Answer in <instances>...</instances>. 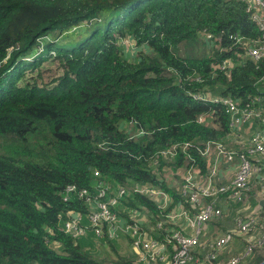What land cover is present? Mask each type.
Segmentation results:
<instances>
[{"label":"trees","instance_id":"1","mask_svg":"<svg viewBox=\"0 0 264 264\" xmlns=\"http://www.w3.org/2000/svg\"><path fill=\"white\" fill-rule=\"evenodd\" d=\"M86 31L74 46L60 42ZM204 31L210 51L181 49ZM260 37L243 0H0V138L18 152H0V264H147L118 252L107 234L73 235L64 222L69 212L88 215L98 180L110 185L105 197L137 182L167 193V209L128 188L117 216L132 222L131 212H147L146 229L166 242L184 220L160 219L190 208L168 173L185 153L205 173L200 149L234 132L222 101L193 94L259 103L264 60L245 50ZM225 59L231 63L221 68ZM128 124L143 132L132 136ZM173 144L175 161L162 154ZM236 238L235 254L244 247ZM105 245L115 258L100 256ZM236 264H264V256L253 251Z\"/></svg>","mask_w":264,"mask_h":264},{"label":"built area","instance_id":"2","mask_svg":"<svg viewBox=\"0 0 264 264\" xmlns=\"http://www.w3.org/2000/svg\"><path fill=\"white\" fill-rule=\"evenodd\" d=\"M243 1L246 4V10L249 12L251 19L257 23L261 31L260 38L246 43L245 54L255 60H264V0ZM201 37H203V40L205 39L204 41L207 50L210 51V33L204 31L202 32ZM234 37L238 42H246L247 40L245 37L237 34H235ZM230 63V59H225L220 64V67L226 68ZM193 96L194 98L201 100L222 101V103L226 105L227 111L230 113V122L234 129L233 136L240 135V131L245 130V128H240V125L248 124L246 130L247 137L245 139L246 145L242 149L235 150L224 147L218 139L207 140L204 147L200 149V152L208 160L205 173H201L196 165L189 162L190 157L183 152L186 151V147L190 145V143L187 142L180 147L181 152L185 153V161L182 165L177 167V174H179L180 179L179 185L176 180L174 181L180 192L183 194L185 201L189 202L190 208L181 206L178 210H172L167 214H164L160 219L161 221L158 222V225L164 220H184L183 222H180L178 228L172 230L166 242L153 238L149 231L143 227L141 221L133 219L132 222H129L118 218L115 211L117 200L129 189L150 195L158 201L161 209H167V205L171 201L168 194L163 190L151 185H144L135 182L126 184V186H118L116 193L109 195L108 197H105V195L107 190L110 189V185L102 180H98L96 185L98 192L93 197H90L87 194L86 189H83L81 193L87 194V202L90 212L87 216L79 212H69L70 217L64 222V229L66 231L73 235H79L84 233L87 228H91L96 235L101 236L102 234H107L109 238L113 239H116L114 236L117 235L118 231H128L137 234L135 239H130L127 235L129 242H131L130 245H133V247L141 246L147 251L141 258H137L139 262L157 264L155 261H160L158 258L163 256V252L172 247L170 264H187L191 261H198V264H200V256L193 258L190 248L195 244L202 225L211 220L212 217L219 215L220 208L212 205V203H202L198 200V197L204 195V197H215L227 193V195L231 196L233 199H242L245 195L244 190L246 189L247 182L251 175L255 174L256 171H260V179L264 183V97L262 99L257 98L259 103H256L253 106L241 107L232 97H222L209 91L196 92ZM199 119L203 120V117L200 116ZM141 132H143V130H137V134ZM131 135L134 136L132 133ZM233 140L234 139H232V141ZM212 147L216 152V157L213 160V164L210 166L211 160L209 151ZM178 148L177 144H173L170 148L162 150V154L168 156L170 159L174 158L179 152ZM221 160L229 163L230 169L234 170L235 168V174L228 182L214 180L213 175L216 174V171H220L217 166ZM170 171H173V169ZM192 188L194 189L193 191H191ZM66 189L67 191L74 190V186H67ZM188 189L190 190L189 195L185 196ZM226 199L229 200L228 197ZM199 203H201V205ZM260 207L262 209V206ZM196 209L199 210L197 211ZM147 216L149 218V215ZM250 216L253 215L249 214L246 219L239 220V232L249 231L255 225V220ZM261 217L264 218V215ZM189 224L192 226L194 233L192 235H185L181 231L184 230V226L187 227ZM140 232H147L148 239L142 241L140 239ZM235 235L240 236V233H226L219 237L215 242L216 248H211L207 254L214 256L217 247L219 248V246L221 247L224 243L230 240L232 241ZM201 242L202 241H199V243ZM263 242L264 232L261 233L257 241H250L248 244L245 241L242 252L231 255L232 258L228 260L227 264H236L239 260L250 253L249 251L252 249V246L255 244H262ZM157 255H159V257H157Z\"/></svg>","mask_w":264,"mask_h":264},{"label":"rangeland","instance_id":"3","mask_svg":"<svg viewBox=\"0 0 264 264\" xmlns=\"http://www.w3.org/2000/svg\"><path fill=\"white\" fill-rule=\"evenodd\" d=\"M80 30H82V28ZM87 32L88 31L84 32L82 35L79 34L73 38H67L66 40L62 39L60 40V42H63L66 47L74 46L83 39L84 35ZM125 44L129 48L130 52L133 53L132 55L136 56V53H135L136 50L134 49L133 43L125 42ZM186 48H188V50L193 51L195 54H201L203 52L208 51L207 46L203 41V37H200L199 40L197 41H191L190 43L187 44V46L184 45L181 47L183 51L186 50ZM46 63L52 69L57 70V65H58L57 62L51 63V62L44 61L43 65ZM247 125L248 124L240 125V128L241 127L243 129L245 128L244 131H240V135H236V136L234 135L231 138L225 137L224 139L223 138L222 139L217 138V139L220 140V142L222 143L224 147L232 148L235 150L242 149L246 145L245 139L247 137V131H246ZM127 126L130 132L134 134V136L138 135L137 130L134 129L133 125L128 124ZM232 139L234 140L232 141ZM5 142L7 141H2V139L0 138V152L9 153V154L18 153L17 151L14 152V150H12V144L14 143L9 142V141L8 143H5ZM4 144H8L9 146H6ZM209 155H210V160H211V164H210L211 166L213 164V160L216 157V152L213 147L210 149ZM174 158H171V160L175 161ZM177 167L179 166L173 167L172 168L173 171H170L167 176L170 180L175 179L179 185L180 179H179V174H177ZM217 167L218 169L219 167H222V169L224 168V171L225 169L227 170H226V173L224 171H218V172L216 171V174L213 175L215 181L228 182L229 180L233 178L235 174V171H234L235 168L234 170L230 169L229 163H226L225 161L221 160L218 163ZM219 177H221V179H219ZM193 190L194 189L192 188L191 191ZM189 191L190 190L188 189V192L185 194V196L189 195ZM244 194L245 195L243 196L242 199H239V198L233 199L231 196H228L227 193H223L215 197H212V196L204 197L205 195L202 197L201 196L198 197V200H200L202 203H212V205L220 208L219 215L212 217L211 220L205 222L202 225L198 233V237H197L195 244L190 248L193 254V258H197L198 256H200L199 257V259H201L200 264H225V263L227 264L228 260L232 258L231 255H233L236 252L234 250V247H236L237 245H232L233 242L231 240L224 243L221 247L220 246L219 248L217 247V251L214 256L207 254L211 248H216L215 242L217 241L219 237L225 235L226 233H232V234L240 233V236H238L239 238H236V239H239L237 241H241V240L243 242L246 241L248 244L250 241H257L261 233L264 232V218L261 217L262 215H264V208L261 209L260 207V206H264V183L260 179V171H256L255 174L251 175V177L249 178L247 182L246 189L244 190ZM227 197L229 198V200L226 199ZM226 200L230 201L227 207L224 206ZM199 204L201 205V203ZM196 210L198 211L199 209H196ZM249 214L253 215L250 217H252L253 220H255V225L249 231L247 230V231L239 232V220L246 219ZM131 218H133L134 220L136 219V220L141 221L145 229L149 227V224H150L149 218L146 212H144L143 210H141L140 212H136V211L131 212ZM183 228L184 230L181 232L184 233L185 235H192L194 233V230L192 229V226L190 224L189 226L187 227L184 226ZM127 235L130 237V239H135L137 237V234L130 233L128 231H118L117 235L114 236L116 238L115 240H117V243H118L117 245L118 252H121V254H124L125 250L130 251L132 257H134L136 261H138L137 258L139 257L141 258L142 255H144L145 252L147 251L143 249L141 246L139 247H135V246L133 247V245L131 246L129 241L126 239ZM140 236H141L140 239L142 241L148 239L147 232H144V233L140 232ZM199 241H202V242L199 243ZM253 251L257 252V254L260 256H264V242L262 244H257V245L255 244L254 246H252V249L249 252L251 253ZM116 253L117 252H115L111 247H108L105 245L101 249L100 256L106 259L115 258L117 255ZM171 253H172V247L171 249L169 248V250H165L163 252L162 257H159V255H157L160 261L157 260L155 261V263L170 264V261H171L170 256H172Z\"/></svg>","mask_w":264,"mask_h":264},{"label":"crops","instance_id":"4","mask_svg":"<svg viewBox=\"0 0 264 264\" xmlns=\"http://www.w3.org/2000/svg\"><path fill=\"white\" fill-rule=\"evenodd\" d=\"M227 167H228V166H227ZM227 167H226V168H227ZM219 170H220V171H224V168L222 169V167H219ZM226 170H227V169H225V171H224L225 173H226ZM225 173H224V174H225ZM219 179H221V177H219ZM229 202H230V201L226 200V202H225L224 206H226V207H227V206H228V204H229Z\"/></svg>","mask_w":264,"mask_h":264}]
</instances>
